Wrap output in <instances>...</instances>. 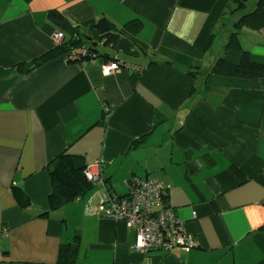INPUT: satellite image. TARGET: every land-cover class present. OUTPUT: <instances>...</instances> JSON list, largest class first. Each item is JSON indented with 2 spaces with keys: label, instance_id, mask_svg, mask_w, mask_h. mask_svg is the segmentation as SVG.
I'll return each instance as SVG.
<instances>
[{
  "label": "crops",
  "instance_id": "0c3cea01",
  "mask_svg": "<svg viewBox=\"0 0 264 264\" xmlns=\"http://www.w3.org/2000/svg\"><path fill=\"white\" fill-rule=\"evenodd\" d=\"M257 1L233 12L232 0H0V264H55L77 236V264H264V79L258 90L205 79L212 34H230ZM51 11L90 34L85 43L99 40L91 30L107 19L121 37L100 52L122 66L106 74L103 59L59 58L18 73L56 47ZM135 20L143 28L126 31ZM240 40L264 63V33ZM64 152L87 166L101 161L106 183L52 212L48 167ZM134 178L165 184L194 249L134 251L136 232L104 216L109 195L125 197Z\"/></svg>",
  "mask_w": 264,
  "mask_h": 264
},
{
  "label": "trees",
  "instance_id": "16d2710c",
  "mask_svg": "<svg viewBox=\"0 0 264 264\" xmlns=\"http://www.w3.org/2000/svg\"><path fill=\"white\" fill-rule=\"evenodd\" d=\"M247 3L248 0H232L234 6L233 12H242L246 10L248 7ZM48 19L57 31H61L66 35V38L60 46L34 59L29 65L20 64L16 66L17 72L21 75L28 74L32 67L37 68L59 58L65 59L68 62L70 56L76 53L79 54L78 57L80 58L79 62L81 64L84 58L95 63L101 59H103V62L112 60L108 55L100 52L101 48L99 45L102 44L103 47H115L121 37V33L115 26L110 25L107 19L104 18L100 20L93 30H91V32H96L99 38L97 42L92 43H85V38L91 37L90 34H83L78 28L72 27L67 18L59 11L49 12ZM224 22L225 20L222 21V23ZM142 28L143 24L139 20L129 22L124 27V29L130 33H138ZM244 31L264 33V0H258L251 12L244 14L234 23L232 32L228 35L229 37L224 49V56L213 63L210 71L206 73L205 79L216 76L228 79L246 80L250 83L252 89H260V81L264 79V63L255 61L252 54L243 49L240 36ZM216 35L217 33L212 34L210 37L212 42H214L213 40ZM84 49L87 53L85 56L83 55ZM233 51L237 52L240 56L238 63L229 61L227 57V54ZM199 73L202 72H197L195 70L191 71L189 75L195 77ZM142 144L143 141L139 140L134 142L132 147L138 148ZM87 168L88 166L83 158L71 156L67 152L60 154L51 162L48 167L52 188L48 199L50 211L55 212L61 210L79 199H84L93 189L94 185L86 176ZM135 179L136 178L129 179V182H133ZM103 181L105 185L106 182L104 178ZM14 192L16 200L22 209H27L31 206L29 197L21 188H15ZM127 195L125 197H127ZM111 197L120 198V196L113 194L109 195L108 198ZM163 201L166 207H170L169 199L166 197L165 192ZM106 205L107 202L105 206ZM81 248L82 243L79 236L71 243L61 245L55 264H77L80 259Z\"/></svg>",
  "mask_w": 264,
  "mask_h": 264
},
{
  "label": "built area",
  "instance_id": "2783aa9c",
  "mask_svg": "<svg viewBox=\"0 0 264 264\" xmlns=\"http://www.w3.org/2000/svg\"><path fill=\"white\" fill-rule=\"evenodd\" d=\"M63 34L57 33L56 43H60ZM77 59H80L79 57ZM119 69V64L113 63L103 67L106 74ZM101 166H88L86 176L96 185H104L101 177ZM127 197L108 198L103 214L107 218L122 221L126 227L136 232L137 240L134 251L147 253L151 250L164 248L172 251L181 247L190 252L197 246L196 241L187 234L171 207H166L163 201L165 185L155 180L141 181L135 179L126 182Z\"/></svg>",
  "mask_w": 264,
  "mask_h": 264
},
{
  "label": "rangeland",
  "instance_id": "374dc122",
  "mask_svg": "<svg viewBox=\"0 0 264 264\" xmlns=\"http://www.w3.org/2000/svg\"><path fill=\"white\" fill-rule=\"evenodd\" d=\"M57 33H61V34H63V39L61 40V42L58 44V43H56V41H55V36H56V34ZM229 34H226V33H222V32H219V33H217V36H218V38H217V40H216V43H215V46L213 47V52H215L214 53V55L216 56V58L214 57V55H208V60H209V62H211V63H214L217 59H219L220 57H222L221 55H219L218 54V52H219V50L221 49H223V47H222V45H226L225 43H227V40H228V36ZM65 38H66V35L63 33V32H61V31H57L56 30V32H55V34H54V41H55V43H56V47L57 46H60L62 43H63V41L65 40ZM87 53H86V51H85V49H84V52H83V55L85 56ZM78 56H79V54H74L73 56H70V58L68 59V63H73V64H81L80 62H79V59H77L78 58ZM82 61H83V63L81 64L82 66H88L89 64H94L95 62H92L91 60H89V59H82ZM113 63H117V64H119V68L122 66L121 65V63L120 62H117V61H109V62H102L101 63V68H102V70H103V67L104 66H107L108 64H113ZM104 71V70H103ZM96 164H100V166H101V172H100V174H101V177H102V168H103V166H102V163H101V161H99V162H97ZM95 165V164H94ZM102 179H103V177H102ZM92 182V181H91ZM93 184V183H92ZM93 185H96V184H93Z\"/></svg>",
  "mask_w": 264,
  "mask_h": 264
}]
</instances>
